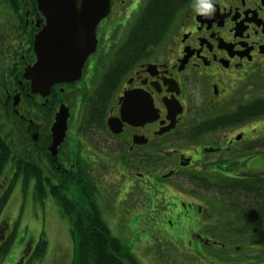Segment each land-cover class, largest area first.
<instances>
[{"label":"flooded vegetation","instance_id":"af4514ba","mask_svg":"<svg viewBox=\"0 0 264 264\" xmlns=\"http://www.w3.org/2000/svg\"><path fill=\"white\" fill-rule=\"evenodd\" d=\"M16 1L0 47V130L16 157L64 176V193L93 203L107 229L132 235L139 220L149 255L126 249L136 264H264V218L238 190L264 178L230 172L264 150V0H216L212 19L193 0H111L79 76L48 94L23 77L45 20L35 0Z\"/></svg>","mask_w":264,"mask_h":264},{"label":"water","instance_id":"95a60500","mask_svg":"<svg viewBox=\"0 0 264 264\" xmlns=\"http://www.w3.org/2000/svg\"><path fill=\"white\" fill-rule=\"evenodd\" d=\"M37 7L46 20V26L35 37L33 49L36 63L25 70L24 78L31 82L33 92L47 94L54 83L78 76L85 59L94 51V31L98 23L106 17L110 0H81L77 8L76 0H36ZM66 112L61 108L53 123L54 155L60 144L66 125ZM259 170L242 173L241 169L251 166V161L234 174L238 176H264V152L257 155ZM250 169H253L250 167Z\"/></svg>","mask_w":264,"mask_h":264},{"label":"rangeland","instance_id":"374dc122","mask_svg":"<svg viewBox=\"0 0 264 264\" xmlns=\"http://www.w3.org/2000/svg\"><path fill=\"white\" fill-rule=\"evenodd\" d=\"M11 10L6 0H0V47L4 37L14 32V23ZM137 15V13H136ZM135 15V16H136ZM135 22V20H134ZM2 53L0 49V54ZM3 75V68L0 63V78ZM3 130H0L1 137H4ZM13 164L8 163L0 175V180L8 178L13 172ZM55 180L52 179V183ZM0 189V193H1ZM33 181L29 180L23 187L21 176L15 181L7 204L1 215L0 223L7 225L5 236H11L10 251L7 256L0 261V264H73V245L70 238V223L68 217H64L59 212L57 203L50 197H46L42 203L33 199ZM83 204V203H82ZM117 223L118 219H111ZM110 234L117 237L123 247L131 250L137 247V243L142 238L141 223L138 220L133 231L134 234L119 232L106 224ZM42 239H41V238ZM42 240L46 244L45 254L41 260L29 259L33 253L35 245ZM137 247L140 258H148V252L144 248Z\"/></svg>","mask_w":264,"mask_h":264},{"label":"trees","instance_id":"16d2710c","mask_svg":"<svg viewBox=\"0 0 264 264\" xmlns=\"http://www.w3.org/2000/svg\"><path fill=\"white\" fill-rule=\"evenodd\" d=\"M8 4L15 6L16 0H6ZM157 17V11L148 13V17L143 25V30L150 33L155 27L154 18ZM154 21V22H153ZM261 114L264 115V106H261ZM11 151L0 138V174L5 164L11 159ZM18 170L23 175L24 181L29 178H35L34 197L38 202H43L46 197H51L58 205L60 214L66 216L71 224V236L73 239V263L74 264H135L134 259L127 256L124 247L120 241L110 236L104 223L98 216L96 207L88 202L87 206H82L77 202L66 199L64 195V176H58L57 182L51 183L44 178L41 172L28 162L18 163ZM251 195V211H259L260 216L264 218V182H261L256 188H246ZM9 192H6L0 198V212L3 209ZM256 199V200H254ZM11 239L3 241L0 244V261L9 251ZM46 250V244L40 240L31 255V260H40Z\"/></svg>","mask_w":264,"mask_h":264},{"label":"clouds","instance_id":"9594fccd","mask_svg":"<svg viewBox=\"0 0 264 264\" xmlns=\"http://www.w3.org/2000/svg\"><path fill=\"white\" fill-rule=\"evenodd\" d=\"M216 0H193L192 10L195 15L204 19H212L216 12Z\"/></svg>","mask_w":264,"mask_h":264}]
</instances>
